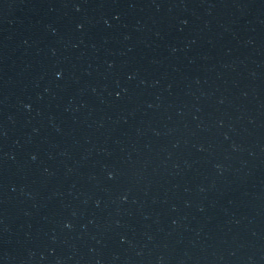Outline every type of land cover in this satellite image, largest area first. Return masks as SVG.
I'll list each match as a JSON object with an SVG mask.
<instances>
[{"label":"water","instance_id":"1","mask_svg":"<svg viewBox=\"0 0 264 264\" xmlns=\"http://www.w3.org/2000/svg\"><path fill=\"white\" fill-rule=\"evenodd\" d=\"M0 264H264V0H0Z\"/></svg>","mask_w":264,"mask_h":264}]
</instances>
